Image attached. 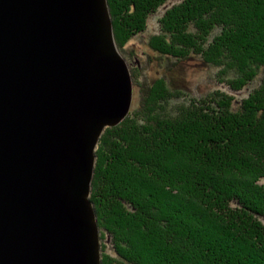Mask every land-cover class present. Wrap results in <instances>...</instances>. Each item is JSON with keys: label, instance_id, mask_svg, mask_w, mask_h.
<instances>
[{"label": "trees", "instance_id": "1", "mask_svg": "<svg viewBox=\"0 0 264 264\" xmlns=\"http://www.w3.org/2000/svg\"><path fill=\"white\" fill-rule=\"evenodd\" d=\"M108 5L125 53L165 8L145 61L164 73L133 75L138 107L99 141L90 200L102 264H264V0ZM192 58L233 92L259 83L235 105L219 91L188 99L169 75Z\"/></svg>", "mask_w": 264, "mask_h": 264}, {"label": "water", "instance_id": "2", "mask_svg": "<svg viewBox=\"0 0 264 264\" xmlns=\"http://www.w3.org/2000/svg\"><path fill=\"white\" fill-rule=\"evenodd\" d=\"M132 100L108 0H0V264H102L96 149Z\"/></svg>", "mask_w": 264, "mask_h": 264}, {"label": "rangeland", "instance_id": "3", "mask_svg": "<svg viewBox=\"0 0 264 264\" xmlns=\"http://www.w3.org/2000/svg\"><path fill=\"white\" fill-rule=\"evenodd\" d=\"M173 5V3H169L168 6ZM165 8H160L154 15L149 18L148 27L145 32L141 33L137 37H135L126 47V53L123 50H119L120 54L126 60V63L129 68V72L131 74V78L133 81V100L131 105V110H135L138 107L139 102V93L134 84V76L137 73H141L142 69L145 68L146 75L151 79L156 76L162 75L164 73L163 68H159L157 63L154 62L152 65L146 66V58L147 54H149V50L147 48V39L157 33L158 31V19L163 15ZM177 71V72H176ZM218 70L210 67L209 65L204 64L198 58H192L188 62L179 64L176 70H173L169 75V79L174 83V85L178 86L184 93L187 98H200L206 94H209L214 91H219L225 93L226 95L232 96L234 98V105L237 104L240 100L247 97L248 93L255 88L259 79L250 84L247 88L239 91L233 92L226 83H220L217 81L216 74ZM162 73V74H161ZM222 80V79H221ZM223 81V80H222ZM189 100L186 99L188 102ZM129 112V114H130ZM99 145V144H98ZM98 149V147H97ZM96 149V151H97ZM261 185H264V178L259 182ZM104 234L102 230H100V253L104 250L103 246L106 242L103 240ZM109 252V247L105 249ZM111 253V252H109Z\"/></svg>", "mask_w": 264, "mask_h": 264}]
</instances>
